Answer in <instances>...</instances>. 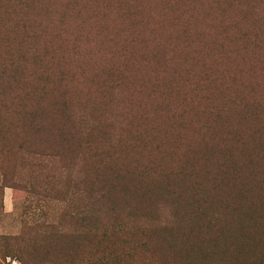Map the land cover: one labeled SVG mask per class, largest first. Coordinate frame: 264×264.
<instances>
[{
    "label": "trees",
    "instance_id": "trees-1",
    "mask_svg": "<svg viewBox=\"0 0 264 264\" xmlns=\"http://www.w3.org/2000/svg\"><path fill=\"white\" fill-rule=\"evenodd\" d=\"M8 1L15 8L27 10L23 12V19L20 22L24 29L20 41H23L26 50H21L19 59L9 55L0 65V139L5 140L0 141V193L3 188L11 187L23 190L32 196L31 203L34 201L38 209V213L33 215V225L36 229L33 234L34 241L37 243L43 238L58 240V246L47 251L51 258L47 264L179 263L161 257V242L157 240L153 245L151 235L168 241L170 247L173 245L175 247L181 239L189 237V233L185 230L191 227L193 215L181 204L189 189L181 185L178 180L180 174L183 176L189 174L183 170L179 171L166 184L162 180H155L159 178L162 170L150 177L149 180L155 182L154 188L146 186L143 203L151 201L161 192L163 194L158 196L156 201H151L142 214H136L134 199H131L130 195H125L128 188L126 179L131 175V166L135 172L148 174L152 166L144 164L138 167L135 154L131 152L138 151L135 149V143L140 145V139L144 141L143 138H147L146 132L150 131L153 134L151 139L154 134L162 133L165 136L166 133L160 125H156L154 129L149 124L146 127L142 125L134 131V143H130L132 150L120 149L119 131L113 128L114 130L108 132L107 129L108 126L123 121L112 114L109 116L108 112L116 110L128 99V95H132L133 104L137 108H144L143 103H147L149 96L155 91L150 89L151 84H148L149 94L142 98L145 84L137 80L141 79L143 73L152 77L151 73L157 71L163 73V70L178 74L179 69L182 74L188 75L190 71L188 67L196 72L199 67H205L203 74L206 75V70L210 71L206 66V60L216 61L213 57L216 54L209 53V50L217 46L222 51L217 72L226 83V91L231 92L224 99V106L235 107L234 109L239 113V120L243 118L241 111H245L243 113L248 118L245 119L246 121L251 124L259 123L261 115H264V95L252 98L253 101H250L244 97L240 98L246 93L241 92L235 96L232 89L258 91L262 88L261 84L264 85V67L254 57L253 52L248 53L252 46L249 45L244 51H237L235 48V44L244 45L250 42L259 45L260 18L255 17L252 20L243 12L241 15L238 13V16L218 18V14L206 0H194L191 10L177 17L172 16L164 8L161 0H136L134 5L136 4L138 8L134 6L135 14L125 15L126 24L122 23V27L119 28L120 22L116 19L112 21L107 15L103 16L98 4L93 3L92 0ZM142 1H147L149 4L145 8H139ZM238 8L243 11L239 6ZM179 21L184 22V25L178 26ZM100 25L103 31L109 30V34H104ZM181 29H184L182 39L179 38ZM255 33L257 35L253 39L252 35ZM111 34H113L112 39L109 37ZM115 36L118 37L117 41L114 39ZM133 36L141 42L144 50L141 53H129L130 58H128L131 60L127 65L126 80L109 82L99 75L94 77L96 81L103 80L99 82V86L103 88L102 97H111V100L97 104L91 103L90 100H83L77 104L55 101L50 111L38 108L33 113L25 112L19 129L29 128L33 131L34 137L29 138L28 141H16L15 151L18 158L12 161L9 157L11 149L8 150L12 143L8 140L9 135H13L14 122L7 118L11 111L8 100L13 105V98H18L16 100L20 103L16 108L20 109L21 106L25 108L29 103L30 107H37L41 105L40 100L44 99L46 94H53L56 91L46 84L49 81L61 80L63 77L61 73L48 77L52 61L47 59H59L64 50L77 51L74 59L76 64L85 68L95 67L99 65V57L107 56L106 54L113 55L111 53L113 50L118 52L117 44L123 46L126 41L130 43ZM42 38L44 41L39 45L38 42ZM181 43L185 48H182ZM231 45L233 46L230 47ZM40 47L42 52L39 51ZM258 49L260 51L257 52L264 51V45ZM232 50L235 52H231ZM28 55L36 62L35 66L40 63L39 68H34L31 74L33 78L35 76V84H28L21 76V72L29 65V63L25 64L29 59ZM241 55L248 58L250 64L243 63V60L239 59ZM85 77L92 83L89 75ZM20 83L24 86L21 93L18 88ZM189 83L193 87L197 85L195 81ZM85 85L86 83H83L82 93L88 94L89 85ZM261 92L264 94V90ZM70 94H74L72 89ZM68 108L70 112L65 116V109ZM249 108L252 110H248ZM145 117L147 116L144 115L143 118ZM50 120L60 122L58 129L60 141L55 146H46L38 142L41 140L38 136L43 135L50 128ZM147 121L150 122L149 119ZM122 127L123 125L118 128ZM127 128L130 126L125 123L124 130ZM96 130L101 131L105 136L108 135L103 145V142L99 145L92 143V136ZM232 130L229 128L226 131L231 133ZM214 131L210 130L209 125L208 130L206 129L207 141H218L221 138ZM259 131L263 134L258 136L257 142L264 143V122L256 130H251L249 136L255 137ZM46 137L49 139L47 135ZM245 137L234 138L243 144L247 141V136ZM249 139L254 140V138ZM182 142L181 146H183ZM47 148L51 149L47 151ZM183 148L187 154L182 164L185 163L187 167L188 162L193 163V160L191 161L192 158L189 156L190 148L187 146ZM212 151L208 153L211 154ZM220 151L223 160L218 164L223 167L219 168L221 182L229 192H235L232 201L241 199L239 207H234L233 210L243 214L245 225L248 224L247 228L244 227V221L238 225L240 229L238 236L230 243L232 250L235 251V261L231 264H264V224L262 223L264 169L262 164L253 161L255 158L244 151L240 150L243 158H231L223 153L222 149ZM184 154L183 152L182 157ZM263 157L264 148H261L260 158ZM168 158H171L170 155L166 157ZM207 160L204 159V163H208ZM174 170L175 168L172 169ZM245 170L247 176L244 174ZM121 180H124L123 187L118 186ZM197 188L202 193L205 190L200 185H197ZM217 191H219L218 184ZM247 194L253 198L249 202H243L242 195L247 197ZM121 201L122 206L119 205ZM257 205L259 208L256 207ZM206 210L199 209L198 212L199 216L208 218L206 228L212 226L208 231L215 228L219 230L222 226L234 222L233 219L228 222L223 213L207 215L204 213ZM26 239L27 236L17 238L19 243L25 242ZM206 247L205 253L198 249L191 253L202 254V257L209 259L207 252L213 246ZM81 249L86 252V257L79 261L73 251L78 252ZM21 251H19L20 255L26 252L22 247ZM167 261L169 262L165 263ZM191 261L194 264L192 259Z\"/></svg>",
    "mask_w": 264,
    "mask_h": 264
},
{
    "label": "rangeland",
    "instance_id": "rangeland-1",
    "mask_svg": "<svg viewBox=\"0 0 264 264\" xmlns=\"http://www.w3.org/2000/svg\"><path fill=\"white\" fill-rule=\"evenodd\" d=\"M136 0H92L93 3L98 4L101 9L103 16L107 15V18L120 22L118 27H122V23L125 22V15L135 14L133 10L134 6L137 7L135 3ZM194 0H164L162 2L165 9H167L172 16L181 17L180 15L191 10ZM211 5V8L218 14V18L221 17H232L241 15H248L250 19H255V17L260 18L258 23L260 43L259 45H254L250 42L244 45L235 44L237 51H244L249 45L250 52H253L255 58H257L262 66L264 67V51H260L258 48L264 45V0H206ZM7 2V8H5ZM149 2L142 1L139 8H145ZM238 6L243 10L240 11ZM122 7V8H121ZM121 8V9H120ZM138 8V7H137ZM120 9V10H118ZM25 9L13 7L8 0H0V65L5 62L7 56H12L19 59L21 50L26 47L21 40L22 33L24 32L23 27L20 22L23 19V12ZM118 11V12H117ZM120 14V16H119ZM18 15V16H15ZM261 16V17H260ZM262 22V24H261ZM261 24V27H260ZM183 26L184 22L179 21L178 26ZM101 27V25L99 26ZM102 32L108 33L109 30L101 27ZM109 34V33H108ZM107 35V34H106ZM256 33L252 35L253 39L256 37ZM112 39L113 34L109 35ZM184 37V29H181L179 38ZM96 38V37H95ZM114 39L117 41L118 37L115 36ZM44 39H40L39 45L43 43ZM190 43L194 44L192 41ZM124 45H118V52L114 50L111 51L113 55L106 54L102 58H98L99 65L95 67L85 68L75 63V57L77 51L69 52L62 51L59 59L49 60L52 61L50 66L52 67L49 71L48 77H54L56 74L61 73V80L49 81L46 85L49 88H55L56 91L53 94H46L44 99L40 100L41 105L37 107H30L26 104V107L21 106L16 108L20 101L16 100L18 98H13V105L10 103L11 111L8 115V119L13 120V135H9V140L12 145L8 147L10 151V159L13 161L18 158L15 151L16 141H28L29 138L34 137L32 135L33 131L26 128L24 130L19 129L21 125V120L23 119L24 113H33L35 109H47L50 111L52 104L55 101L58 103H74L77 104L80 101L90 100L91 103L98 102H108L111 97H102V89L99 86V82L106 80L109 82H114L115 80H126L127 77V65L129 60V53H141L144 48L141 42L137 40L134 36L131 37L130 43L128 41L123 43ZM65 47L67 45H64ZM182 48L185 45L181 43ZM231 45L230 47H232ZM41 51V47L39 48ZM226 51V50H223ZM42 52V51H41ZM222 51L214 46L210 48L209 53L216 54L213 56L216 61L206 60V66L210 71L206 70V75L203 74L204 68L191 71L188 67L189 74H182L178 69V74H171L163 70L157 71L153 76L150 77L149 74H142L141 79L137 82H143L145 84V89L142 90V98L147 97L149 94L148 84H151L150 89L155 91L148 98L147 103H143L144 108H137L133 104L132 95H128V99L116 109L108 112V115L116 116L123 122L115 123L108 126L107 131H111L115 128L119 131L118 134L121 135L120 149L132 150L131 144L134 143V131L139 129L142 125L144 127L150 125L154 127L160 125L163 132L166 133L165 136L162 133L153 134L148 131L147 138L140 139L141 144L135 143V149H138L135 154L137 159L138 167L144 164L152 166V169L148 173L135 172L133 167H130L131 175L126 179L125 195H130L131 199H134V204L136 205L135 213L142 214L144 208H148L151 201L154 202L158 199V196H162L163 192L154 196L151 201L143 203L144 194L146 186L149 185L154 188L155 182L149 180L150 177L162 172L159 178L155 180H162L164 184L168 182L173 176L177 175L179 171L187 172L186 176H181L178 180L181 185H184L189 189L188 194L182 199L181 204L185 209L193 215L191 227H187L185 231L189 233L188 238L181 239L178 244L170 247V243L165 240H161L153 235H151V241L154 245L155 241L159 240L161 242V257H165L172 261H178L177 264H192L191 259L194 264H231L235 261L234 252L230 243L236 239L240 231L238 225L244 221L242 217L243 214L236 213L233 208L239 207V202L241 199L232 201L235 198V192H229L221 182V173L218 166L221 159V151L228 155L229 157L243 158L240 155V150L249 154V156L254 157L253 161L262 164L264 169V157L261 156V148H264V143H258V136L262 135L263 132L259 131L255 137H250L249 133L251 130H256L260 124L264 122V115H261L259 123L251 124L242 112V119L239 120V113L235 110V107H225L224 99L231 94V92L226 91V83L221 79L219 72H217V65H219V60L221 59ZM235 52V51H231ZM97 56V55H96ZM29 57V55H28ZM129 57V58H128ZM243 60V63H249L250 61L244 55L239 57ZM29 65L21 72V76L24 77V81L28 84H35L34 78L31 76L32 70L34 68H39V64L35 66L36 62L29 59L25 64ZM159 69V68H157ZM156 69V70H157ZM1 72V67H0ZM38 74L37 72L35 73ZM30 78H26L27 76ZM89 75L91 81L85 77ZM96 75L101 76L103 80L96 81L94 77ZM128 78V82H130ZM260 79V78H259ZM190 81H195L197 85L195 87L191 86ZM1 83V82H0ZM83 83L88 86V94L82 93L84 89ZM259 84V83H258ZM85 85V86H86ZM260 90H249L241 88H233V95L239 93H246L240 98H246L247 100L253 101L252 98H259L264 94L261 92L264 90V85H262ZM19 92L21 93L24 86L22 83L18 86ZM252 88V87H251ZM71 89L74 94H70ZM6 90V89H5ZM120 90V89H119ZM12 99V98H11ZM237 100V99H236ZM190 101V102H189ZM22 105V104H21ZM248 110H252L249 108ZM234 111V112H232ZM70 110L65 109V116L69 114ZM90 111L88 110V113ZM231 112V113H230ZM133 116L130 118V116ZM146 115L147 117L143 118ZM150 120V122L147 121ZM45 120V117L43 121ZM243 120V121H241ZM125 123H127L130 128H125ZM123 127L119 129L118 127ZM210 125V130L217 133L221 138L218 141H207L206 129ZM47 132L38 137L41 139L40 142L46 146H55L58 141H60L58 135V129L60 128V122L57 120H50ZM233 129L232 132H227V129ZM114 130V129H113ZM161 132V131H160ZM240 134V135H238ZM243 144L238 142V138H246ZM46 135L49 137L47 139ZM93 137L92 143L94 145L102 143V145L107 141L108 135H104L101 131L96 130ZM249 138H254L252 141ZM102 140V141H101ZM0 141H5L0 139ZM181 141L183 146L190 148L189 156L192 158L193 163L187 164V167L182 164L183 159L185 160L187 152L181 146ZM162 148L164 150H162ZM48 149L51 148H47ZM213 150L211 154L208 152ZM250 150V151H249ZM254 151V152H251ZM98 153H101L97 150ZM183 152L185 153L182 157ZM170 157L166 159V157ZM245 157V156H244ZM163 159V160H162ZM204 159H208V163H204ZM241 163H244L241 161ZM193 165V166H192ZM118 166V165H117ZM159 167V170H158ZM172 171V169H174ZM245 176H247L246 170L244 171ZM264 173V171H263ZM245 179V178H244ZM243 180V179H242ZM124 180L118 183V186H124ZM217 184L219 185V191H217ZM197 185L204 188L202 193L198 190ZM242 195L243 202H249L253 197L250 194ZM32 196L28 195L23 190L5 187L0 193V264H47L51 258L47 254V251L58 246V240H50V238L39 239L38 242L34 241L33 234L36 231L33 225V215L38 213L36 205L31 203ZM123 202H119V205ZM30 207L28 208V206ZM257 208L258 205L256 206ZM207 209L204 213L209 215L211 213H223L225 214V219L230 222L231 219L234 220L230 225L222 226L219 230L217 228L208 231L212 226L206 228L207 217L199 216L198 210ZM263 221V222H262ZM261 222L264 224V219ZM244 227L247 228V225ZM27 239L23 243H19L17 238L26 237ZM36 237V236H35ZM37 238V237H36ZM55 239V238H51ZM212 245L213 248L209 250L208 257L204 258L202 254H192L193 250H200L204 252L206 246ZM21 247L26 251L24 254L20 255ZM202 250V251H201ZM22 253V251H21ZM78 256V260L81 261L85 259L86 252L82 249L73 251ZM190 257L191 259L187 258ZM169 260V261H170ZM169 261L165 262L168 263Z\"/></svg>",
    "mask_w": 264,
    "mask_h": 264
}]
</instances>
